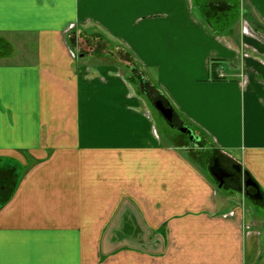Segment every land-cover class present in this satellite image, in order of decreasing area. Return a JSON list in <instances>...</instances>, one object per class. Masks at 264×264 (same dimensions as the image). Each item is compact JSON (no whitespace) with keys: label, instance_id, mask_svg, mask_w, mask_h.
Here are the masks:
<instances>
[{"label":"crops","instance_id":"1","mask_svg":"<svg viewBox=\"0 0 264 264\" xmlns=\"http://www.w3.org/2000/svg\"><path fill=\"white\" fill-rule=\"evenodd\" d=\"M118 60L191 133L162 142ZM207 152L262 201L219 188ZM250 205L264 0H0V264H264Z\"/></svg>","mask_w":264,"mask_h":264},{"label":"rangeland","instance_id":"2","mask_svg":"<svg viewBox=\"0 0 264 264\" xmlns=\"http://www.w3.org/2000/svg\"><path fill=\"white\" fill-rule=\"evenodd\" d=\"M247 31L250 32V29L247 28ZM116 57H118V56H116ZM112 64H115L117 67L122 68L124 75H127L130 78V82H131V84L133 86L132 88H133V90L135 92H138V94L140 93L142 95V92L145 91L144 93H146V96L149 97L150 102L155 101L157 98H159V94L153 88H151V86H152V87L156 88L157 90H159L158 89V87H159L158 79L155 76L153 71H150V70L149 71L148 70L145 71V69L143 70L145 72V76L148 79V84H149V85H144V84H142L143 81H141V79H140L141 77L138 74H136L135 71L134 72H130V71L128 72V70L125 67L126 61H124V63H123V60L113 61ZM128 67H130V68L133 67V69L135 68L134 66H132V64H129ZM148 113L150 114V116H151V118L153 120L156 132L161 137L162 142L171 143L172 140H170V139L167 140V138L175 137V136L179 135L178 131H176V129H174L169 124H167L163 120V118L154 110V108L151 107V105H149ZM187 143L188 142H186V144ZM202 144H203V142H202ZM204 146L205 145H203V147ZM190 152L191 151H189V153ZM204 152L201 153V151H194V152H192L190 154H194V155L196 154V155L201 156V158H203L204 154H205ZM207 153L210 154L209 157H207L205 160L204 159H200V164H201V166H204L203 169L206 170L205 174L208 176L209 172L207 170V166L210 165L211 155L214 156L216 154L212 153V152L211 153L207 152ZM239 185H241V187L243 186L242 181H241V183ZM239 188H240V186H239ZM236 189L238 190V186L237 185L234 188H232V191L235 192ZM242 190L244 191L243 187H242ZM242 199L245 200L247 204H251V202H249V199H247L245 197H242ZM250 207L255 209L256 214H258V216H260V217L262 216L264 218V208L259 207V206H254V205H250ZM262 232L264 234V227L262 228Z\"/></svg>","mask_w":264,"mask_h":264},{"label":"water","instance_id":"3","mask_svg":"<svg viewBox=\"0 0 264 264\" xmlns=\"http://www.w3.org/2000/svg\"><path fill=\"white\" fill-rule=\"evenodd\" d=\"M154 109L162 116V118L165 120V122L167 124H169L171 127H173L172 125V120L174 117V112L172 107L169 106H164V104L162 103L161 100H158L155 102L154 104ZM178 131H180L181 133H191V131L187 128H180ZM191 139L194 140V134H191ZM233 169L237 172L240 173V167L238 166H233ZM209 174L216 180L218 184V187L221 188L224 184V179L226 177H230L233 176L232 174L228 173L224 168L221 167V165L218 162V159H214V163L212 165V167H210L209 169ZM246 176V180L244 182V190H248V188H252L256 191V194L254 197H251L252 200L254 201H262V195L260 194V191L257 187V185L252 181V179L248 176V174L245 175Z\"/></svg>","mask_w":264,"mask_h":264},{"label":"flooded vegetation","instance_id":"4","mask_svg":"<svg viewBox=\"0 0 264 264\" xmlns=\"http://www.w3.org/2000/svg\"><path fill=\"white\" fill-rule=\"evenodd\" d=\"M142 84H144V85H146L144 82H142ZM143 85V86H144ZM156 101H158V100H155L154 102H153V107H154V104H155V102ZM165 106V105H164ZM165 121V120H164ZM172 125H173V128L174 129H176V131L178 130V129H180V127L181 126H179L178 124H177V122L174 120V118H173V120H172ZM214 159H217V158H213V159H211V161H210V165L208 166V172H209V169H210V167H212V165H213V163H214ZM218 162H219V160H218ZM219 164H220V162H219ZM221 165V164H220ZM222 167V166H221ZM223 168V167H222ZM227 170V169H226ZM227 172L228 173H230V174H232L233 176H228V177H226L225 179H224V184H227V183H240L239 181H238V175L241 173V171H240V173H237L234 169H233V167L231 168V170H227ZM244 173V172H243ZM244 182L245 181H243L242 183H243V188H244ZM217 184H219V183H217ZM223 184V185H224ZM241 187V185H240V188H242ZM249 189H251V188H248V190ZM244 192H246V190H244ZM255 194L256 193H253V194H251V193H249V192H247V196L251 199V197H254L255 196Z\"/></svg>","mask_w":264,"mask_h":264},{"label":"trees","instance_id":"5","mask_svg":"<svg viewBox=\"0 0 264 264\" xmlns=\"http://www.w3.org/2000/svg\"><path fill=\"white\" fill-rule=\"evenodd\" d=\"M173 118H174V119L176 118L175 114H174V117H173ZM163 120H164V119H163ZM213 158H217V159L219 160V158H218V156H217V155H214V156H213V155H211V159H213ZM243 175H244V179H243V181H245V180L247 179V178H246V176H245V175H246V173H243ZM236 184H237V186H238V188H239V186H240L239 184H240V183H239V184H238V183H236ZM224 185H225V184H224Z\"/></svg>","mask_w":264,"mask_h":264},{"label":"built area","instance_id":"6","mask_svg":"<svg viewBox=\"0 0 264 264\" xmlns=\"http://www.w3.org/2000/svg\"><path fill=\"white\" fill-rule=\"evenodd\" d=\"M247 30L243 28V32L245 33Z\"/></svg>","mask_w":264,"mask_h":264}]
</instances>
